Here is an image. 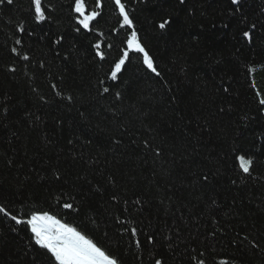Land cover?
<instances>
[{"label":"trees","instance_id":"obj_1","mask_svg":"<svg viewBox=\"0 0 264 264\" xmlns=\"http://www.w3.org/2000/svg\"><path fill=\"white\" fill-rule=\"evenodd\" d=\"M122 2L159 75L132 53L109 78L132 31L112 0L79 32L74 0H42L41 22L31 0L0 4V205L48 211L119 264H264V0ZM31 235L0 214V264H54Z\"/></svg>","mask_w":264,"mask_h":264},{"label":"snow or ice","instance_id":"obj_2","mask_svg":"<svg viewBox=\"0 0 264 264\" xmlns=\"http://www.w3.org/2000/svg\"><path fill=\"white\" fill-rule=\"evenodd\" d=\"M4 2L5 0H0V4H3ZM6 2L11 5L14 0H6ZM180 2L184 3V0H180ZM112 3L120 17V27L131 28L132 31H130L127 39L124 41L125 46L121 48L119 58L112 66L109 78L112 80L118 78V74L121 73L126 62L131 59L132 53L142 54L143 65L151 72L159 75L156 66L154 65L153 58L138 38V33L133 26V20L130 18L129 13L126 10V4L122 2V0H112ZM231 3L238 6L240 5L241 0H231ZM31 7L36 22L46 20V7L42 4V0H31ZM102 7V0H95V9L87 11L85 0H74L71 8L72 12L76 14L75 21L79 26L76 31L79 32L81 28L89 30L90 24L101 16L102 13L101 11H98V9H101ZM170 23V19H162L157 27L164 30ZM225 27H227V25H225ZM255 27V24L251 25V29H255ZM18 30L23 31L24 29L20 27ZM242 37L246 41H251L252 32L250 30L243 31ZM15 43L19 45L22 41L17 39ZM93 47L96 49V55L100 57L101 60L105 59V54L101 51V42L98 41ZM108 47L111 48L112 46L108 45ZM11 51L17 53L18 50L14 47ZM22 59L28 60L29 57L27 54H24ZM10 70L14 71V69ZM248 71L251 73L254 69L249 67ZM103 91L106 93L109 89L104 88ZM117 95H119V93H117ZM257 95H259V93H257ZM259 103L264 105V98L260 99ZM235 160L243 173H250L253 165L251 157L246 156L245 154H240L235 157ZM62 207L65 209H72L73 205L71 203H64ZM0 214L9 217L17 225H25L31 232V239L34 241L35 245L46 250L54 264H119L118 258L113 254H110L103 247L98 246L97 242H94V240L89 238L88 235L79 231L77 227L63 222L61 219H58L56 215L50 214L48 211L33 210L30 215H27L26 218L22 219L17 215L11 214L3 205H0ZM13 230L15 231V229ZM131 234L133 237L137 236V229L133 227L131 229ZM147 239L148 242L151 243L153 238L148 237ZM139 244L140 242L137 241V246H139ZM193 259L196 260V257H193ZM155 264H162V261L157 259ZM196 264H205V261L197 260ZM221 264H223V261Z\"/></svg>","mask_w":264,"mask_h":264}]
</instances>
